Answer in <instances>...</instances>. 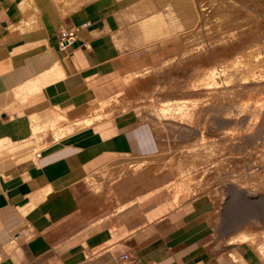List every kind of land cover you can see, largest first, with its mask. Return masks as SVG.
<instances>
[{
  "label": "crops",
  "instance_id": "crops-1",
  "mask_svg": "<svg viewBox=\"0 0 264 264\" xmlns=\"http://www.w3.org/2000/svg\"><path fill=\"white\" fill-rule=\"evenodd\" d=\"M132 3L0 0V264L224 263L207 247L210 199L167 209L168 174L141 166L157 130L122 110L137 86L118 94L153 68L138 70L137 19L159 49L173 33Z\"/></svg>",
  "mask_w": 264,
  "mask_h": 264
},
{
  "label": "bare ground",
  "instance_id": "bare-ground-1",
  "mask_svg": "<svg viewBox=\"0 0 264 264\" xmlns=\"http://www.w3.org/2000/svg\"><path fill=\"white\" fill-rule=\"evenodd\" d=\"M156 1L159 4L160 0ZM160 6L167 15L158 22L160 28L166 30L178 20L188 32L182 37L181 54L187 60L166 65L169 71L163 72L168 88L172 87L174 66L180 64L179 77L184 85L175 96L172 89L167 88L164 94L158 88L163 97L154 100L157 120L150 115L152 109H145L146 114L150 112L145 116L153 117L151 121L160 125L155 134L158 144H163L164 139L165 143H189L188 150H184L193 152L199 169L206 158L199 153L204 154L207 149L215 153V168L206 173L217 201L212 218L222 236H228L224 250L236 263L241 264L243 259L244 264H264V150L258 148H264V139L261 143L257 140L264 135V0H161ZM174 6L179 16L174 15ZM166 39L164 47L176 45L171 35ZM195 49L194 55L188 54ZM145 75L150 77L149 73ZM152 92L147 93L151 98L148 104L155 98L156 92ZM147 106L151 105H143ZM202 170L201 175L205 173ZM226 202L228 206L229 202L242 206L244 212L224 218Z\"/></svg>",
  "mask_w": 264,
  "mask_h": 264
},
{
  "label": "rangeland",
  "instance_id": "rangeland-1",
  "mask_svg": "<svg viewBox=\"0 0 264 264\" xmlns=\"http://www.w3.org/2000/svg\"><path fill=\"white\" fill-rule=\"evenodd\" d=\"M84 1L66 2V1H63L62 0V3L64 5H70V4H75V3H78V2H84ZM86 1H88V0H86ZM131 1L133 2L132 3V6L128 8L130 16L134 17L136 15L137 17H140L141 15H144V16L146 15L147 16V15L152 14V13H153V15H155V14L158 13L160 16L163 17L162 19H165V15L166 14H164V12L160 9L161 8V6H160L161 0L160 1L158 0L159 1V4L156 3L157 2L156 0L155 1L154 0H131ZM171 1H173V0H171ZM177 1H182V0H177ZM173 10H174L173 13H175L174 15L179 16L178 11H177L178 9L175 6L173 7ZM140 20L137 19V21L136 20L135 21H136V28L141 33V38H142V41H143L142 42V44H143L142 45L143 46L142 47L143 52L142 53L140 52V55H143V54L145 55V61H144V64L142 65V67L138 68V70H141L145 65H148V64H149V66H153V68H150V69H147V70L143 71L138 76L139 79L132 77L129 80V82H127L128 83V86L126 88L122 89L121 92L118 94V101H120V102L123 101V100H121L122 97H123V94L129 93L130 91H132V89L134 87L137 86L135 88L133 98L127 99V100L125 99V101H127V103L122 106V110H125V109H127V110H133L132 107L137 108L143 114V116H142L137 110H135L136 111L135 114L137 115L138 119L149 121V123L152 124V127H153L154 132H156V130L157 131L159 130L158 127L160 125L158 127H156V124H158V123H156V124L153 123L151 121V119H153V117H154V119L157 120V117H158L157 116V112H154V110H156L155 101H156V98L160 96L159 95L160 91H162V93L165 94V92L167 93L166 90L172 89L173 92H175V93L172 92L173 95L175 96L178 93V89H180L184 85L183 80L180 78L181 75H180V71L179 70L182 68L180 64L175 65L177 68L174 66V69L175 70L173 72V75L176 77V74L178 73L177 74L178 75V78L176 77V80H175L174 79V76L172 77V83H171L172 84V87L170 86L168 88V85H167L168 84L167 83L168 80H166V82H165V79L163 77L165 74L163 72H164V70L169 71V70L166 69V65H169L171 63L175 64V63L179 62V60H181V59L184 60V58H185V60H187L186 59L187 57L186 56H183L182 57L181 54L184 52L183 51L184 50V46L182 45V37H183V35L188 34V32H187V29L182 24H180V21L176 20V22L180 24L178 27H177V24H176L175 21L171 22L170 26H172V30L171 31L173 33V36L172 35L171 36H172V38H175L176 45L173 46V47H171L169 50L159 49V48H157V46L162 41L161 37L150 26L149 23L148 24H149L150 28H147L148 31L147 30H144L141 27V25H140V22H139ZM160 45L162 46L163 44H160ZM163 47H164V45H163ZM193 48L194 47H192L191 49L193 50ZM192 50H190L188 54H190L191 52H193V55H194L196 53V49L194 51H192ZM169 59H170V61H169ZM164 65H165V67H164V69H162ZM159 67L160 68L162 67L161 68L162 70ZM147 73L150 74V77L151 78L150 77H147L145 75ZM179 75H180V77H179ZM145 76L148 79H146ZM138 84H139V86H138ZM163 84L166 85V88H165V86ZM173 84H174V86L175 85L176 86L174 87ZM159 85H160V87H159ZM162 86H163V88H162ZM154 87H156V88H154ZM158 88H159L160 91H158ZM148 91H149V95H150V93L152 91H153L152 93H155L156 92L155 93V98H152L153 103H150V104H148V102L151 100V98L147 94ZM162 93H160V94H162ZM146 94L148 96H145ZM162 95L160 97H163ZM146 97H147V99L148 98H150V99L147 100ZM141 101H143V103ZM144 101H146V102H144ZM175 101L177 102V100H175ZM143 105H151V106L143 107ZM128 108H131V109H128ZM145 109H150V110L152 109L153 110V111H151L152 113L150 114L151 116H153L151 119H148L149 117L146 118V116H145V114H146L145 113ZM146 112H149V111H146ZM148 114H146V115H148ZM163 134H164V132H163ZM263 139H264V135L261 138H258L257 140H258V142H260ZM165 141L166 140L164 139V141L162 142L163 144H159V149L160 150L155 155V158L154 159L153 158L146 159L145 163L141 164V166L148 165L151 168V170H152V172L154 174H160L161 172L164 173L165 171H166L165 173L168 174L167 175L168 176V182L165 185V190L167 192V202H166V205L168 206L167 209L174 210V209H176L178 207H181V206L189 203L191 200H193L196 197H201V196H205L206 195L210 199V204H211V208H210V210H211L210 212L211 213H210V219H209L210 220V225H212L211 227H213V229L215 230V234H214V230H213L212 235H211L212 236V241L207 246L208 247V250L210 252V256H211V258L213 260H215V259H217V260L218 259L224 260V263L223 264H240V262L239 263H236L234 260H232V258H230L231 256H229L230 254L224 250V247L223 246H225V244H226V241L225 240L227 239L228 236H222L223 234L221 232V229H218L217 228V226L215 224V221L213 220V218H214V214H213V210L214 209L213 208L215 207V203H217V201H216V198L214 199L213 196H212V194H211V193H213L212 192L213 191V187H212V182H210V179H209L207 173L208 172H211V169L213 171L214 170L213 167L215 168V165L212 162L213 161V158L215 156V153H213L210 149L205 150L204 151V154L200 152L199 153V156H203V159L206 157L205 158L206 160L205 159L203 160L205 162H203V165H201V167L199 169V165H197L194 162L195 160H193V158H194L193 157V154H192L193 152L191 153V152L188 151V153H190V154H188L187 151H185V150H188L187 147L190 145L189 143H187V144L184 143L183 144V143H181L182 141L180 142L181 144L179 143V141H177V142H171V143H167V142L165 143ZM172 143H174V146L171 145ZM175 143L178 144V145H176ZM260 143H259V145H260ZM185 145H187V146H185ZM256 148H254L252 150L253 151H256ZM258 148L260 150H264V148L261 149L260 146ZM259 149H257V150H259ZM31 154L32 153L30 152L29 153V156H31ZM200 154H202V155H200ZM204 155H205V157H204ZM168 156H170V158H167L166 159V157H168ZM132 159H134V158H132ZM128 160H129L128 158L126 159V158H122L121 157V161L119 163L121 169H123V168L126 167V162ZM170 162H171V164H170ZM212 164H213V166H212ZM204 165L208 169L206 167L203 168L202 166H204ZM208 166H211L212 168H210ZM200 170H202V172L204 171L205 173L207 172L206 173L207 175H205L204 172H203L204 174L201 175L200 174L201 173ZM133 171H136V170L134 169ZM175 173H176V175H175ZM187 173H188V175H187ZM198 174H200L202 177H199ZM105 175H107V173ZM204 175H205V178H204ZM206 178H208V179H206ZM179 180H181V181H179ZM187 182H188V184H187ZM163 196H165V195H163ZM227 203L228 202H226L224 204V207H226V209L225 208L224 209L226 210L227 213L224 212L225 211L224 209H223L224 211L222 210V212L225 213V215L223 213V217L224 218L229 219L231 216H233V218H234V215L237 216V215H240L242 212H244V210L243 211L241 210L243 208L242 206H239L237 204H234V206H232L233 204L231 205L230 202H229V206H228ZM231 206L234 207V210L235 211L232 209ZM230 207H231L232 210L229 209ZM237 208H239V209H237ZM227 209H228L229 213H228ZM230 210H231V212H230ZM232 212L234 214H232ZM226 214L227 215L230 214V216L226 217ZM223 220H226V219H223ZM219 236H222L223 239L221 237L219 238ZM218 239H221V241L218 240ZM222 260H220V261H222ZM240 261H241V264L244 262L243 259L240 260Z\"/></svg>",
  "mask_w": 264,
  "mask_h": 264
},
{
  "label": "built area",
  "instance_id": "built-area-1",
  "mask_svg": "<svg viewBox=\"0 0 264 264\" xmlns=\"http://www.w3.org/2000/svg\"><path fill=\"white\" fill-rule=\"evenodd\" d=\"M73 39V31L70 29H66L61 32V37H60V45L65 46L67 44H70ZM123 258H126L125 255H123Z\"/></svg>",
  "mask_w": 264,
  "mask_h": 264
}]
</instances>
